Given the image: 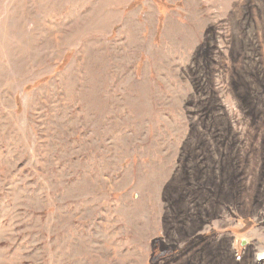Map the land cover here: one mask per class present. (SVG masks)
Instances as JSON below:
<instances>
[{
	"label": "rangeland",
	"instance_id": "374dc122",
	"mask_svg": "<svg viewBox=\"0 0 264 264\" xmlns=\"http://www.w3.org/2000/svg\"><path fill=\"white\" fill-rule=\"evenodd\" d=\"M264 0H0V264H264Z\"/></svg>",
	"mask_w": 264,
	"mask_h": 264
},
{
	"label": "bare ground",
	"instance_id": "6f19581e",
	"mask_svg": "<svg viewBox=\"0 0 264 264\" xmlns=\"http://www.w3.org/2000/svg\"><path fill=\"white\" fill-rule=\"evenodd\" d=\"M262 256H264V251H263V252H260V253L258 254V257H262Z\"/></svg>",
	"mask_w": 264,
	"mask_h": 264
}]
</instances>
